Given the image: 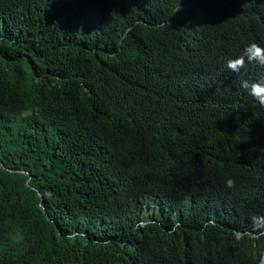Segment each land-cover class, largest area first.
Masks as SVG:
<instances>
[{
  "label": "trees",
  "instance_id": "16d2710c",
  "mask_svg": "<svg viewBox=\"0 0 264 264\" xmlns=\"http://www.w3.org/2000/svg\"><path fill=\"white\" fill-rule=\"evenodd\" d=\"M253 41L264 0H0V264H258Z\"/></svg>",
  "mask_w": 264,
  "mask_h": 264
},
{
  "label": "clouds",
  "instance_id": "9594fccd",
  "mask_svg": "<svg viewBox=\"0 0 264 264\" xmlns=\"http://www.w3.org/2000/svg\"><path fill=\"white\" fill-rule=\"evenodd\" d=\"M247 64H258L264 67V47L255 41L249 43L240 56L229 59L226 62V67L229 71L239 75ZM240 86L246 89L248 95L252 96L257 103L264 106V79L258 81L242 79ZM225 183L227 187L233 188L236 182L234 179L228 178ZM253 226L256 230H264V217H253ZM259 234L264 235V231H260ZM24 239L21 232H14L9 237L10 243L14 247L22 246ZM258 264H264V252L260 253Z\"/></svg>",
  "mask_w": 264,
  "mask_h": 264
},
{
  "label": "rangeland",
  "instance_id": "374dc122",
  "mask_svg": "<svg viewBox=\"0 0 264 264\" xmlns=\"http://www.w3.org/2000/svg\"><path fill=\"white\" fill-rule=\"evenodd\" d=\"M149 217H150V215L148 214V215L146 216V218H145V219H146V220H148V219H149Z\"/></svg>",
  "mask_w": 264,
  "mask_h": 264
},
{
  "label": "water",
  "instance_id": "95a60500",
  "mask_svg": "<svg viewBox=\"0 0 264 264\" xmlns=\"http://www.w3.org/2000/svg\"><path fill=\"white\" fill-rule=\"evenodd\" d=\"M2 165V164H1Z\"/></svg>",
  "mask_w": 264,
  "mask_h": 264
}]
</instances>
